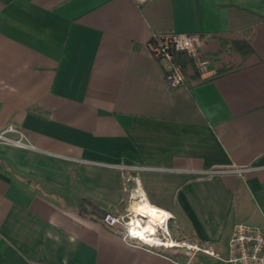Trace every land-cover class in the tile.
Segmentation results:
<instances>
[{"label": "crops", "instance_id": "0c3cea01", "mask_svg": "<svg viewBox=\"0 0 264 264\" xmlns=\"http://www.w3.org/2000/svg\"><path fill=\"white\" fill-rule=\"evenodd\" d=\"M155 33L199 35L207 79L168 88ZM242 40L250 53L221 44ZM8 126L30 148L0 144V264H225L148 249L76 207L108 214L130 194L222 257L236 224L264 232V0H0Z\"/></svg>", "mask_w": 264, "mask_h": 264}, {"label": "built area", "instance_id": "2783aa9c", "mask_svg": "<svg viewBox=\"0 0 264 264\" xmlns=\"http://www.w3.org/2000/svg\"><path fill=\"white\" fill-rule=\"evenodd\" d=\"M202 39L199 35L193 33H155L147 43V50L151 57L165 67V83L168 88L174 89L183 85L185 81L182 69L173 60L175 53L183 52L188 55L197 69L200 80L203 81L209 76L210 59L201 53ZM0 144L11 145L17 148H30V144L23 132L16 126H8L0 131ZM255 167H242L231 170H209L197 173L199 178H211L225 174L242 175L254 170ZM131 220L125 224L124 239L137 240L148 249L175 247L166 245L168 239L167 232L162 231L158 234L156 231L155 238L163 245L157 242H145L136 235H132ZM103 223L108 227H115L120 224V219L106 214ZM171 241V240H170ZM158 242V243H159ZM187 248L202 252L203 254L213 257L225 264H264V232L256 227L246 224H236L227 244V255L222 257L212 251L210 247L201 245H187Z\"/></svg>", "mask_w": 264, "mask_h": 264}, {"label": "trees", "instance_id": "16d2710c", "mask_svg": "<svg viewBox=\"0 0 264 264\" xmlns=\"http://www.w3.org/2000/svg\"><path fill=\"white\" fill-rule=\"evenodd\" d=\"M223 46L227 48L229 53L248 54L251 52V47L248 41H233L230 43L222 42ZM173 60L180 66L185 77L184 86L189 89L190 83L200 81V75L194 66L192 59L183 52L175 53ZM76 212L83 218H91L102 221L106 215V212L100 210L89 200L82 198L79 200Z\"/></svg>", "mask_w": 264, "mask_h": 264}, {"label": "bare ground", "instance_id": "6f19581e", "mask_svg": "<svg viewBox=\"0 0 264 264\" xmlns=\"http://www.w3.org/2000/svg\"><path fill=\"white\" fill-rule=\"evenodd\" d=\"M131 212L137 218H135V221L131 220L132 226L130 231L132 235H136L145 242L154 241L159 245H163L158 239L155 238V233L157 229L164 228L169 216L166 213L157 211L145 203H141L139 201H135V203L132 205ZM165 232L166 231L164 230V234ZM165 243L166 245H175L173 241L170 240L165 241Z\"/></svg>", "mask_w": 264, "mask_h": 264}, {"label": "rangeland", "instance_id": "374dc122", "mask_svg": "<svg viewBox=\"0 0 264 264\" xmlns=\"http://www.w3.org/2000/svg\"><path fill=\"white\" fill-rule=\"evenodd\" d=\"M135 201H137V198L134 197V199L133 198L131 199L130 194H126L124 196L123 202H122L121 206L118 208V210L108 213L109 215L120 219V224H118L112 228H116L120 232L125 233V224H127L130 220L135 221L137 219L135 217V215L131 212V207L135 203ZM138 219H141V218H138ZM142 222H144V221H142ZM170 227H171V223L168 220L167 223L165 224L164 228L157 229V232H158V234L161 235L162 231L165 230L167 232L166 234L169 237L168 239L173 241V243L175 244V247L168 249L170 251L171 255H176L182 259H185L187 257H192V256H197V257L198 256H200V257L207 256V255L203 254L202 252L193 251V250L187 248V245H197L200 247L201 246L200 244L191 243V242H189L188 239H177V238L172 237L171 232H170V230H171Z\"/></svg>", "mask_w": 264, "mask_h": 264}]
</instances>
